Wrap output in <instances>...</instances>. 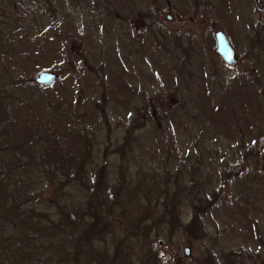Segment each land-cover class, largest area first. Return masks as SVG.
<instances>
[{
	"label": "rangeland",
	"instance_id": "rangeland-1",
	"mask_svg": "<svg viewBox=\"0 0 264 264\" xmlns=\"http://www.w3.org/2000/svg\"><path fill=\"white\" fill-rule=\"evenodd\" d=\"M48 1L0 0V264H264V0ZM30 126L70 158L81 138L79 175L4 133Z\"/></svg>",
	"mask_w": 264,
	"mask_h": 264
},
{
	"label": "trees",
	"instance_id": "trees-1",
	"mask_svg": "<svg viewBox=\"0 0 264 264\" xmlns=\"http://www.w3.org/2000/svg\"><path fill=\"white\" fill-rule=\"evenodd\" d=\"M48 3H50V1L47 0ZM72 9V8H71ZM108 15V13H107ZM111 17V14L108 15ZM79 17H82V14L81 15H78L76 18H79ZM152 21H150L151 23ZM152 24H150L148 26V28H150V31L152 32ZM38 44V43H37ZM35 42H33V51L34 52H41V49L39 48V46L37 45ZM171 54V53H169ZM186 55V53H185ZM178 65V64H177ZM184 65V60L183 59H180V62H179V66H183ZM176 67V65H175ZM0 79L1 76H0ZM7 81L9 82H12L15 83L17 82V86L20 85L22 86L23 89H25L24 87L28 88L30 90H33L32 89V86L30 84H28L29 86H27L26 84H24L22 81L20 80H15L13 77L11 79V77L9 78L8 80V77L6 78ZM8 83V82H7ZM35 83V82H34ZM11 84V85H12ZM36 84V83H35ZM8 85V84H7ZM25 85V86H24ZM38 85V84H36ZM43 89H48L49 87H42ZM19 91V90H18ZM19 94L21 95L22 92L19 91ZM10 95H12V92L10 93ZM0 98H3V97H0ZM5 98V97H4ZM7 98V96H6ZM12 98V96H11ZM144 99V98H143ZM19 100H21V97H19ZM6 102V101H5ZM4 101H1L0 100V112L2 113V111H5L6 114H4L5 118L7 120H9V110L8 107L6 106ZM8 105V104H7ZM45 106H47V102L44 103ZM145 105V106H144ZM144 105L141 104V106H138V108L136 109V114L139 116L138 118L139 119H143V116L145 114V110L147 109L149 111L150 114L153 113V110L151 109V106L147 103L144 102ZM53 106L50 105L47 107V109H51ZM152 110V111H151ZM134 117V116H133ZM132 117V120L135 119ZM141 126V120H138V122H135L133 125H129L127 126L129 129L131 128L132 130L135 129V127H139ZM39 130V129H37ZM26 131V132H24ZM6 134L7 137H10L11 135L13 136H16V135H23V138L25 139V141H17V142H14V145H18V147H20L19 149V152L21 154H28L30 155L31 154V151H34L36 153H40V158H44L48 163H56L58 166L61 167V170L64 172V173H67V172H70L73 170V172L76 174V175H79V170L82 171V168H83V163L84 161H82V153H83V145H84V142L81 140V138L78 140L79 141V144L78 146H75L74 150H73V153L74 155H76L75 157L72 156L71 158L69 156H67V153H64V152H58V150L55 148V145H53L54 147H45V143L48 142V138H46V132L44 133V131H36L34 132V128L32 126H30L28 128V130H22V131H18V130H12V127H10L8 130H6L4 132ZM21 133V134H20ZM38 133L37 136L34 137V135ZM34 137V138H33ZM20 139V138H19ZM29 141V144H26V141ZM11 149H13V144H11ZM36 146H39V148H34ZM41 147V148H40ZM4 158H2L3 160ZM98 175V174H97ZM102 173H100L98 175V179L96 181H94V183L97 182L95 186L96 190L102 186V183L103 185L107 186V183H106V180L104 179L102 181ZM216 193L215 190H212L210 192V194L212 196H214V194ZM195 201L198 203L197 206H199L201 203H200V198L198 197H195ZM171 202H174V199L172 198L171 199ZM204 208H202L201 206L198 208V212H200L201 210H204L206 209L207 207V202H205L204 204H201ZM91 208V207H90ZM89 208V209H90ZM88 209V207L86 206V209L83 212H81V208L77 205L74 206V210L72 212L68 211L66 209L65 213H66V219L67 220H73L72 216L74 215L75 218H78L80 219L81 215H84V216H87V217H90L91 220L87 222L86 226H85V229L83 230V232L79 235L78 237V241L80 242H83V243H86L90 240L91 236L95 235V229H98L97 228V225L98 223H100L101 221L98 220V218L96 217V213L95 212H91L90 210ZM193 206H191V211H192V216L195 217V214L196 212L193 210ZM172 210L169 209L168 213H171ZM60 223V222H59ZM197 225L195 223V219H191L183 228V231L187 234H191L193 232V235L195 233L196 230H199V227L195 228ZM228 255L226 254L225 256V261L226 264H235V260L232 261V260H228L229 257H227ZM122 259V258H121ZM122 261V260H121Z\"/></svg>",
	"mask_w": 264,
	"mask_h": 264
},
{
	"label": "water",
	"instance_id": "water-1",
	"mask_svg": "<svg viewBox=\"0 0 264 264\" xmlns=\"http://www.w3.org/2000/svg\"><path fill=\"white\" fill-rule=\"evenodd\" d=\"M167 19L171 17L169 14L166 15ZM214 39V53L220 58L224 65L227 67L233 66L237 63V54L233 46L229 43L227 37L221 30H215L213 32ZM55 73L48 70L40 71L34 77V82L42 87H49L55 81ZM260 158L264 165V148L261 150ZM187 254V249L184 250Z\"/></svg>",
	"mask_w": 264,
	"mask_h": 264
}]
</instances>
